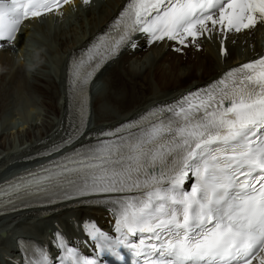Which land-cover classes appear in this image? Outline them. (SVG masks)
I'll return each mask as SVG.
<instances>
[{
  "label": "snow or ice",
  "instance_id": "1",
  "mask_svg": "<svg viewBox=\"0 0 264 264\" xmlns=\"http://www.w3.org/2000/svg\"><path fill=\"white\" fill-rule=\"evenodd\" d=\"M58 6L59 0H0V41L14 40L24 20ZM257 16L264 21V0H129L121 13L123 34L112 51L135 32L183 44L184 36L211 31L208 22L213 29L238 32L255 26ZM89 67L94 71L99 64L80 61L72 69L81 94L93 75ZM112 135L41 173L6 182L0 198L11 202L54 186H68L80 196L116 194L90 202L117 207L120 236L94 228L90 235L102 245L101 253L126 264H264V57ZM189 172L196 182L184 190Z\"/></svg>",
  "mask_w": 264,
  "mask_h": 264
},
{
  "label": "bare ground",
  "instance_id": "2",
  "mask_svg": "<svg viewBox=\"0 0 264 264\" xmlns=\"http://www.w3.org/2000/svg\"><path fill=\"white\" fill-rule=\"evenodd\" d=\"M128 2L83 0L81 8L78 4L71 7L73 12L67 9L64 13L49 14L44 22L37 19L27 21L15 43L21 47L26 40L24 36L37 38L32 35L30 26H35L43 32L42 35L52 37L55 44L51 49L58 53L56 69L52 72L49 64L40 60H32L29 66L26 62L15 63L12 57L13 44L3 43L0 48V68H4L0 79V114L6 109L13 118L19 115L23 122L22 125H12V128H19L12 131L11 135V132H5L4 120L0 118V180L10 168L22 163L18 158L51 142L73 124L69 92L70 64L107 31ZM61 15V20L64 16L69 17L65 22L58 20L59 24L50 28V20ZM208 28L212 30L202 35L193 38L184 36L186 47L182 46L179 39H163L147 45L143 34L133 36L118 55L105 62L91 81L90 115L85 132L78 142L93 139L101 128L112 127L150 108L170 103L177 96L212 85L230 70L264 54V24L261 22L242 32L226 34L219 25L213 29L211 22H208ZM51 55L55 56V52L52 51ZM185 57L188 60L191 58L192 62H184ZM161 60L166 63L170 61L162 64ZM177 61L184 64L175 73L166 71ZM159 64L164 71L157 68ZM114 72H119L123 82L121 87L113 88L111 75ZM156 77L160 79L157 82L154 81ZM20 90L28 96L23 98L20 95L21 100L14 99L13 94ZM127 93L131 94L129 102L124 101ZM20 103L24 109L16 113ZM12 104H15L14 109L10 107ZM86 134H90L88 139ZM80 200L82 205L79 207L57 212L53 211L55 207L44 208L45 211L49 210L47 214L40 209H27L1 220L0 245H3V250L0 264L3 260L7 264L18 263L16 259L19 252L16 251L20 241L32 239L51 248V232L55 229L70 238V243L80 246L81 225L96 222L102 227L113 221L116 212L108 205L110 203L95 207L92 202ZM91 210L96 211L95 214ZM40 224L44 225V229L39 227ZM253 264L258 262L254 261Z\"/></svg>",
  "mask_w": 264,
  "mask_h": 264
},
{
  "label": "rangeland",
  "instance_id": "3",
  "mask_svg": "<svg viewBox=\"0 0 264 264\" xmlns=\"http://www.w3.org/2000/svg\"><path fill=\"white\" fill-rule=\"evenodd\" d=\"M73 11L74 10H72V12ZM68 17L69 16H66L64 18V21L63 22H65V20H67ZM58 23L59 22L56 21L54 23V25L56 26ZM52 27H54V26H50V28H52ZM30 30L32 32V35L37 36V38L36 37L33 38L30 35H29L30 37L29 36H24L26 38V40H24V42L22 43V45H21L22 48L20 47V45L18 43L17 44L16 43L14 44V46H13L14 49H12V51H13L12 57H14L15 63H20V62H23L24 63V62H26L28 64L27 66H29V64H31L33 62L32 60H40L42 62H45V63L49 64L50 70L52 72L54 69H56V61H57L56 58L58 57V53L55 50H52L51 49V47L55 44V41L53 40L52 37H48V36L42 35L43 32H41L38 29H36L35 26H30ZM31 45H32V47H31ZM52 51L55 52V56H52L51 55V52ZM199 51H200V49H199ZM133 58H136V57L133 56ZM48 59H49V61H48ZM185 61H187V62L188 61H191V58H189V60H188V58H186V59H184V62ZM168 62L166 63V61L161 60L160 63H162V64H168ZM184 62H178L177 61L175 64H173L172 66H170L169 69H166V71H168L170 73H175L177 71V69L179 68V66H182L184 64ZM157 68L164 71V68L162 66H160V64H159V66H157ZM106 69H108V67ZM0 70H1V74H0V79H1L3 77V73L2 72H4V68H0ZM187 79H185L184 81H186ZM191 79L192 78H189V80H191ZM159 80L160 79L157 78V77H156V79H154V81H156V82L159 81ZM111 81H112L113 88L114 87H121V84L123 83L121 77L119 76V72H114L113 75H111ZM129 90H131V89L129 88ZM20 92L17 91V92H15L13 94L14 99L21 100L20 95L23 98H26L28 96V94L26 92H23V90H20ZM130 98H131V94L130 93H127L125 95V97H124V101L125 102H129V100L131 101ZM10 107H11V109H14L15 108V104L10 105ZM23 109L24 108H23L22 104L20 103V104H18L17 110H15V112L17 113L18 111H21ZM33 112H35V111H33ZM8 113L9 112L6 109L3 110L1 112V114H0V118L4 120V126H3V128H4L5 132H11V135H12L13 134L12 131H16V128H19L18 126L16 128H12V125H14V124H17V125L20 124V125H22V122L23 121H21V118H19V115H16L15 116V118H17L15 120V118H13ZM36 117H39V116L36 115ZM15 137L17 138V135H15ZM17 160H20V158H18ZM90 212H93V214H95L96 211L91 210ZM44 225H45V223H44ZM44 225L43 224H40L39 227L44 229ZM48 225H49V223H48ZM2 250H3V245H0V258L2 257V254H1L2 253ZM2 264H7V263L3 260L2 261Z\"/></svg>",
  "mask_w": 264,
  "mask_h": 264
}]
</instances>
